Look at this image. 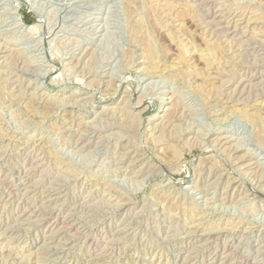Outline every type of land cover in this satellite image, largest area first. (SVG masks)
Here are the masks:
<instances>
[{"label": "rangeland", "instance_id": "1", "mask_svg": "<svg viewBox=\"0 0 264 264\" xmlns=\"http://www.w3.org/2000/svg\"><path fill=\"white\" fill-rule=\"evenodd\" d=\"M3 3L0 264H264V0Z\"/></svg>", "mask_w": 264, "mask_h": 264}, {"label": "bare ground", "instance_id": "2", "mask_svg": "<svg viewBox=\"0 0 264 264\" xmlns=\"http://www.w3.org/2000/svg\"><path fill=\"white\" fill-rule=\"evenodd\" d=\"M9 4V3H8ZM11 6V4H9ZM4 6H7L6 3L0 2V9H3ZM3 7V8H2ZM13 7V6H12Z\"/></svg>", "mask_w": 264, "mask_h": 264}, {"label": "built area", "instance_id": "3", "mask_svg": "<svg viewBox=\"0 0 264 264\" xmlns=\"http://www.w3.org/2000/svg\"><path fill=\"white\" fill-rule=\"evenodd\" d=\"M4 0H0V2H3Z\"/></svg>", "mask_w": 264, "mask_h": 264}]
</instances>
